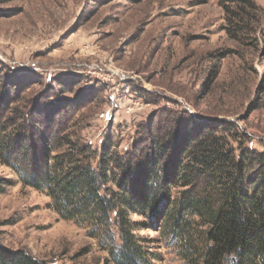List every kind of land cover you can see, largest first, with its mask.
I'll use <instances>...</instances> for the list:
<instances>
[{
    "label": "rangeland",
    "instance_id": "rangeland-1",
    "mask_svg": "<svg viewBox=\"0 0 264 264\" xmlns=\"http://www.w3.org/2000/svg\"><path fill=\"white\" fill-rule=\"evenodd\" d=\"M194 122L234 124L242 136L228 138L231 147L264 150V0H0V142L25 140L17 168L30 155L40 162V134L50 166L70 154L95 167L105 143L117 161L147 132L181 141ZM181 146L174 142L172 165ZM14 160L1 154L0 181L9 185L0 192V244L45 264H116L115 213L105 223L100 211L63 217L59 204L75 205V193L26 185ZM108 169L99 193L117 202L123 175ZM140 181L129 179V188L139 193ZM165 187L155 213L126 210L120 226L150 264H201L207 227L191 217L176 232L170 220L182 189Z\"/></svg>",
    "mask_w": 264,
    "mask_h": 264
},
{
    "label": "trees",
    "instance_id": "trees-1",
    "mask_svg": "<svg viewBox=\"0 0 264 264\" xmlns=\"http://www.w3.org/2000/svg\"><path fill=\"white\" fill-rule=\"evenodd\" d=\"M202 123L194 122L181 141L178 136H167L166 130L161 128L154 133L149 131V135L141 141V144L144 143L142 147L135 146L132 153L117 161L111 151L112 145L105 143L95 167L88 162H72L68 158L70 154L60 155L53 159L52 166L62 173V177L52 175L45 148L47 143L42 134L40 141L43 155L39 163L31 155L29 160L25 156L27 162L24 170L17 168H21V165L16 155L27 152L24 150L27 146L23 145V138L0 142V157L4 154L15 158L11 167L23 171L25 178L21 175L20 179L34 189L46 187L50 190V183H53L55 188L50 190L51 196L66 197L67 192L75 193L78 201L75 205L59 204L57 210L60 214L68 210V215L63 216L65 218L80 214L93 216V213L100 211L105 223V220L110 219H106L105 215L114 212L115 219L112 222L118 227L122 242L120 250L111 252L116 264H150L147 254L140 252L135 245L129 229L124 224L120 226L121 219L129 210L135 212L137 209L138 213L146 217L155 213L159 191L176 181L182 191L170 223L177 232L182 229L184 219L197 217L207 227L205 238L208 245L201 264H264V150L259 152L247 145L244 148L231 147L228 138L235 135L232 141L239 143L242 136L234 124L226 123L220 128ZM182 133L181 130L178 135ZM33 141L30 139L31 151L37 148ZM174 142H181L183 151L180 161L177 158L172 165L168 156ZM68 144L71 150H80L75 144ZM78 155L81 157L83 154ZM71 163H74V167ZM111 164L123 175L116 182L122 192L117 202L114 193L109 195V199L99 193L107 182L108 166ZM169 168L171 172H168ZM133 177L141 180L143 185L139 193L134 192L136 185L129 188L128 180ZM8 185L7 181H0V192ZM175 231L173 233L176 235ZM155 260L156 256L149 259ZM0 264L45 263L23 250H10L0 244Z\"/></svg>",
    "mask_w": 264,
    "mask_h": 264
}]
</instances>
